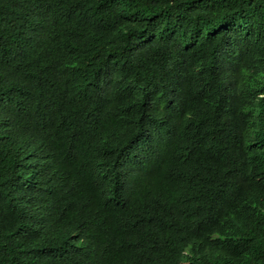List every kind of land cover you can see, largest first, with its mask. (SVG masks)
<instances>
[{
  "label": "trees",
  "instance_id": "1",
  "mask_svg": "<svg viewBox=\"0 0 264 264\" xmlns=\"http://www.w3.org/2000/svg\"><path fill=\"white\" fill-rule=\"evenodd\" d=\"M0 264H264V0H0Z\"/></svg>",
  "mask_w": 264,
  "mask_h": 264
}]
</instances>
